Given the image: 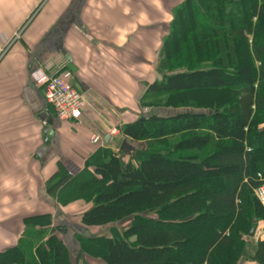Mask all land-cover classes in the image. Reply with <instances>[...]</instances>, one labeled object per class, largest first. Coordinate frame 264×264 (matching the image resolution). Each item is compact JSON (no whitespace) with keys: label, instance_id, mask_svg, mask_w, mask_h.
Returning <instances> with one entry per match:
<instances>
[{"label":"trees","instance_id":"1","mask_svg":"<svg viewBox=\"0 0 264 264\" xmlns=\"http://www.w3.org/2000/svg\"><path fill=\"white\" fill-rule=\"evenodd\" d=\"M236 1L175 5L162 41L166 71L144 92L207 108L149 113L120 129L145 145L176 139V156L149 151L136 158L131 152L125 160L119 151L102 149L73 179L56 164L47 194L65 190L66 201L89 204L81 227L99 229L132 216L125 238L96 243L99 264H239L242 236L260 223L264 231V204L255 195L264 186V0ZM185 152L205 156L180 155ZM24 224L17 244L0 253V264H72L49 214ZM248 262L264 264V237Z\"/></svg>","mask_w":264,"mask_h":264},{"label":"crops","instance_id":"2","mask_svg":"<svg viewBox=\"0 0 264 264\" xmlns=\"http://www.w3.org/2000/svg\"><path fill=\"white\" fill-rule=\"evenodd\" d=\"M180 2L0 0L1 40L30 19L20 43L0 63V253L17 244L31 199L46 202L51 207L47 214L59 209L47 201L46 192L38 193L37 188L31 193L32 185L40 184L39 176L43 180L50 176L45 168L58 162L73 179L95 153L102 149L115 153L116 137L108 136L109 129L135 121L141 108V84L127 73L126 64L159 59L172 9ZM36 69L50 75L69 71L70 83L87 102L78 122L50 120L53 136L48 143L43 141L45 126L38 115L47 113L49 119V107L29 76ZM93 135L101 143L91 144ZM33 168L39 170L37 179ZM61 210L68 214L66 208Z\"/></svg>","mask_w":264,"mask_h":264},{"label":"rangeland","instance_id":"3","mask_svg":"<svg viewBox=\"0 0 264 264\" xmlns=\"http://www.w3.org/2000/svg\"><path fill=\"white\" fill-rule=\"evenodd\" d=\"M236 2H240V1L237 0ZM252 22L253 24H256L257 20L253 19ZM160 33L161 32H159V36H158L159 40H160ZM21 37L17 42H15L13 47L16 44L20 43ZM247 38L251 39L250 37H247ZM160 49H161V52L158 55L159 59H157L156 62H154V60H151V61L143 60L139 62L138 61L127 62L126 64L127 73L131 74V76H134L136 78V81L141 84V89H142V93L139 99V106L141 107L139 110L140 113L138 116H136V119H138L140 116L148 115L150 112V107L152 106H158L160 116L171 115V114L182 112V111H201L203 110L202 107L207 108L206 106L196 107L193 100L187 101L186 99L187 102H185L184 99L176 98V97H168V96L163 97V96H151V95L144 96L147 83H151L153 80H160L162 75L166 71V67H164L162 64L164 63V57L162 54V46ZM252 66L256 68L257 65L253 63ZM156 69L159 72L156 73ZM136 99L138 101V94L136 95ZM142 99L144 102L143 105L141 104ZM122 126L123 125L120 124L118 126L112 127L116 130L115 136H112V137H116L114 140L115 153L118 152L122 142L126 141V143L133 148L132 153H135L136 158L138 157V154H146L149 151H159L163 155H167V154L168 155L170 154L172 156L177 155V154L172 153V145L175 143L176 139L170 138V139L157 143V145H152V144H147V143L145 145L141 143H136V142L131 141L129 138L123 136L120 130ZM262 127H263L262 125L259 126V128H262ZM143 145H145V147H142ZM125 155H127L125 157V160H129L128 158L129 154H125ZM180 155L181 156L196 155L198 158H204L205 153L204 152L202 153L185 152V153H181ZM33 163H34V160H33ZM56 164H58V162L53 163V165L51 164L50 166L45 168V172L50 171V174H49L50 176H46L44 180L42 179L43 175L41 177L39 176L40 182L38 183L40 184L37 185V187L36 185H32L31 193L36 192L37 188H38V193L39 192L47 193V191L49 190V186H51L56 181L54 179L51 180V178L54 175L53 173L57 171ZM38 171L39 170H35V168H33V172H34L36 179L38 177L37 175ZM40 187L42 189H39ZM55 193H53L52 195L48 194L49 196L47 197V201L50 200L52 201V203L55 202L59 208V209H56V211L54 210L55 211L53 212L54 214L52 215L49 214L50 224H51L50 228L53 229L55 235L60 237L66 244L67 249L69 251V257H70L71 263L72 264H99L100 262L99 254L102 251L100 247L96 246V243L103 242L104 239H107V238H125L124 234H125V231L128 229V227L131 225L132 216H128V217L116 220L99 229H86L80 226L81 224H80L78 216H80L79 214H81V212L85 210V208H87L89 204L83 202L84 200H82L81 201L82 204L80 206L73 207V204L75 203L69 202V200L66 201L64 199V197L66 196L65 190L61 191L60 193H56V195ZM37 203L38 202L36 199H35V202H34V199L33 200L31 199L30 208H29L30 215L28 217H25L24 220L22 221L23 231H25L26 229L25 224H24L25 220H28L31 217H35V216L37 217L39 215H43V212H46L45 214H47V212L50 211L51 209V207L48 204H46V202H43L45 204H42V203L37 204ZM62 208H66V210L68 211V214L67 213L63 214L61 210ZM70 215H72L73 217L68 218ZM262 225L263 224L260 223V225H257V227L255 228H249L248 229L249 232L246 235L242 236V240L246 243L242 252L246 254V257L241 256L239 264H250L248 262V257L254 251L255 242L258 239H261L264 237V231H263ZM43 230L45 231V233H47L49 229L47 230L43 229ZM62 230L64 231V233H62ZM250 233H252V236H250ZM201 234H202L201 232H197L196 234H193L194 239L197 240L196 242H198V238H196V236H200ZM133 240H134L133 236H130L127 238L128 242H132ZM193 244L194 242H192V245ZM97 245H100V244H97Z\"/></svg>","mask_w":264,"mask_h":264},{"label":"built area","instance_id":"4","mask_svg":"<svg viewBox=\"0 0 264 264\" xmlns=\"http://www.w3.org/2000/svg\"><path fill=\"white\" fill-rule=\"evenodd\" d=\"M29 21L30 19L28 18L25 23L7 39H0V63L10 52L15 42L20 39ZM29 76L33 84L42 90L46 105L51 109L52 114L58 121H80L87 106V102L85 94L70 83L72 76L69 71H62L50 75L41 69H36L32 71ZM108 134L110 136H115L116 130L111 128ZM90 142L93 145H97L101 143V138L97 135H93ZM255 195L258 201L264 204V186L257 189Z\"/></svg>","mask_w":264,"mask_h":264},{"label":"water","instance_id":"5","mask_svg":"<svg viewBox=\"0 0 264 264\" xmlns=\"http://www.w3.org/2000/svg\"><path fill=\"white\" fill-rule=\"evenodd\" d=\"M159 115V110L157 108H153L150 110V116L151 117H156ZM47 113H41L40 115H38V119L43 122H46V126L43 129V141L45 143H48L49 140L52 138L53 136V131L50 129V119H46ZM119 151L123 154H130L131 152H133V148L131 146H129L126 141H123ZM62 233H64V231L62 230ZM250 236H252V233H250ZM243 257H246V254L243 253Z\"/></svg>","mask_w":264,"mask_h":264}]
</instances>
